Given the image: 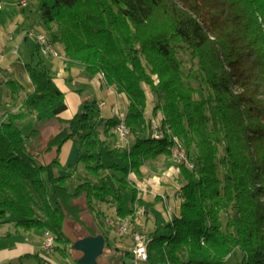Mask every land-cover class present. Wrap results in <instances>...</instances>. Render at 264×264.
Here are the masks:
<instances>
[{"label":"trees","instance_id":"obj_1","mask_svg":"<svg viewBox=\"0 0 264 264\" xmlns=\"http://www.w3.org/2000/svg\"><path fill=\"white\" fill-rule=\"evenodd\" d=\"M37 13L68 66H81L89 78L103 74L127 96L134 142L115 148L101 140L102 132L115 136L117 118L100 122L97 100L84 99L82 110L63 117L65 93L38 53L26 63L33 90L14 111L16 86L7 81L9 100L0 106V223L14 213L22 230H50L52 249L67 256L75 250L65 229L72 219L87 230L78 239L103 234L124 264L133 254L113 247L97 203L120 202L113 219L132 215L121 190H132L133 204L143 201L130 173L164 156L166 167L180 170L181 202L177 214L146 233L150 263L264 264V0H38ZM147 87L155 98L151 115ZM159 114L164 137L152 129ZM30 116L40 123L24 135L17 122ZM51 118L58 129L44 138ZM68 144L87 171L74 192L66 182L75 165L60 158ZM177 144L191 167L173 156ZM102 145L122 160L113 165L120 192L102 176L110 167ZM35 256L52 264L49 255Z\"/></svg>","mask_w":264,"mask_h":264},{"label":"crops","instance_id":"obj_2","mask_svg":"<svg viewBox=\"0 0 264 264\" xmlns=\"http://www.w3.org/2000/svg\"><path fill=\"white\" fill-rule=\"evenodd\" d=\"M2 4H3V7L0 10V79H1L0 85L6 84L7 81H13L15 83L16 98H15L14 105L11 107L15 111L16 109H18L23 96L27 92H31L34 88L33 83L30 79V76L26 70V63H29L33 59H36L39 55L38 53H40L36 35L39 33L40 34L43 33L45 35L47 34L43 26L41 27V31L38 30V32H36L34 36L31 33L32 29L22 27V29L19 30V32L21 33V35L19 34L20 36L19 42L18 43L14 42L13 39L15 38V34L14 33L10 34L12 33L10 30L12 29V23L11 21H9V16H7L6 12H4L5 4L9 6L13 4V1L9 0L5 2L4 0H2ZM16 23L19 24V22H16ZM18 27L19 25H16V28ZM30 37L35 38L34 39L35 43L32 42L29 45ZM9 40L13 41L12 44L14 46L9 45L10 44ZM53 45L55 44L53 43ZM55 47H59L62 50L61 46L55 45ZM43 59H44L46 66L50 68V70L54 73L56 84L65 93L66 100L68 103V110L62 115L65 118H70L75 113H77L81 109L82 101L84 100L82 98V95L84 93V88H81V87L78 88V87L72 86L70 83L74 82L75 79L76 80L78 79L80 81L82 77L83 80L81 81L87 86L88 85L96 86L99 84L102 85L103 83L105 84L104 79L100 75H97L93 78H89L85 75L84 69L81 66H78V65L68 66L67 63L64 61V59H61L58 57L57 58L51 57V56L45 57ZM68 73L70 75H68ZM67 75L70 78H67ZM95 80H97L98 82H95ZM107 88L109 89L108 92H109V96L111 97V103L109 104L106 100H97L98 104L101 101L106 102V105L100 108L101 110V116L99 119L100 122L105 121L109 118H118L119 114L118 112H115L113 108L119 109L120 113L125 114V115L128 109L127 96L123 93H118L113 86H107ZM9 94H10V89L7 88L6 95L3 97L4 102L5 101L8 102ZM151 109L152 107L151 108L148 107L147 113L149 115L152 114ZM34 117L37 118L38 116H34ZM55 123H57V121L54 118H51V119L45 120L44 124H55ZM101 131H103V129H101ZM100 138L101 140L106 141V143L114 144L115 148L122 147L121 146L122 144H124V147L125 146L130 147L132 143L134 142V137L132 135H130V137L128 138L127 143L119 141L116 134L112 138H107L102 132L100 134ZM70 146H73V145L68 144L61 153L60 158L63 164L68 163L67 155H68V152H69L68 150ZM160 160L166 161L164 156H160L155 160H149L145 162V164L141 167L140 175L133 172L135 174V177L137 176L139 177V179H141L145 175H152L150 173L152 172V167L154 166V162H159ZM68 164H71V163H68ZM166 165H167V161H166ZM173 167L174 166L172 165L168 169L171 170L173 169ZM166 178L168 179V181L166 182L164 180L160 182L154 181L156 182V184L154 185L152 184V186H156V188H159L161 190L157 192V194H154L152 193V191H149V192H145L144 195H141V196L139 192L140 187L138 186L141 183H139L138 181L136 184H134L137 187V191H138L137 197L138 199H142V201L148 200L149 198H155V197L160 200H163L164 196L171 197L173 199L172 202L174 201L176 203L174 211H175V214H177L179 212V205L181 202L179 194H178L179 185L178 184L174 185V183L177 182L175 181L176 179L168 178V177ZM177 178L179 179L180 177L177 176ZM170 179L171 180L173 179L174 182L171 181ZM150 180H153V179L150 178ZM137 204L139 205V202H135L134 207ZM7 217L4 221L0 223V264H39V259L36 258L35 255L39 254L41 257L43 255L51 256V254L55 251L54 249L50 250L49 253L45 251V247H44L45 240H46L45 230H39V229H32L28 231L22 230L18 228L16 225L18 220L12 222ZM138 223H141L140 219L139 220L137 219L136 226L138 225ZM113 247L119 250V244L117 243L113 244ZM121 252H124V251H121ZM129 258H130V263H131L132 257L130 256ZM49 259L52 264H58L51 257ZM118 263L121 264L122 260L119 259Z\"/></svg>","mask_w":264,"mask_h":264},{"label":"rangeland","instance_id":"obj_3","mask_svg":"<svg viewBox=\"0 0 264 264\" xmlns=\"http://www.w3.org/2000/svg\"><path fill=\"white\" fill-rule=\"evenodd\" d=\"M9 1V0H4ZM13 1V4L7 6L5 4V9L4 12H6L7 16H9V21L12 23V29L10 34H15V38L13 39L14 42L18 43L19 42V32L22 27L32 29L31 33L36 34L38 30L41 31L42 24L40 22L39 15L37 13V8H38V0H27V5L23 7L20 5V0H11ZM7 8V9H6ZM16 22H19L17 24ZM16 25H19L18 28H16ZM44 28V27H43ZM47 33V32H46ZM35 38L30 37L29 45L30 43H35ZM12 40H9V45L14 46ZM19 45V44H18ZM26 45V44H25ZM24 48V47H23ZM22 48V49H23ZM60 53H62L63 50H61L59 47H56ZM62 55L65 56L64 52ZM43 58L45 57H50V56H42ZM66 58V57H65ZM68 75H70L68 73ZM67 75V78H70ZM101 77H104L102 74H100ZM79 78V77H77ZM81 80L82 77H81ZM79 81L78 79L72 83H70L72 86L75 87H81L84 88V93L82 95L83 99H94V100H106L109 104L111 103V97L109 96V89L107 86L103 83L102 85H91L87 86L85 85L82 81ZM95 82H98L95 80ZM8 86L6 84L0 85V106H3L4 102L3 97L6 95ZM97 88V89H96ZM148 91V96H149V107H154L155 105V98L151 94L149 87H147ZM7 98V97H6ZM83 107L81 106L82 110ZM39 120L35 118L34 116H30L24 120L18 121L17 125L21 129L22 133L24 135H28L32 129L36 128L39 126ZM58 129V124H44L42 131L44 138L49 136L51 133L56 132ZM102 128L99 129L101 131ZM104 146V147H103ZM122 148H124V144L121 145ZM103 147V148H102ZM102 150L101 152L99 151V155L102 159V161L105 163L106 166H110L107 168H103L101 173L102 176L107 179L109 184L116 189V191H119V185L116 180V177H121V172L115 167H113L114 164L116 163H121L122 160L114 155L113 153L108 151V148L105 145H102ZM123 150V149H122ZM68 155H67V161L68 163H71L75 165V167H72L68 173H71V176L67 179L66 182V187L70 192H74L78 183L81 181V179H84L87 175L86 168L84 167V164H82L81 161L77 160V157L79 155V151L77 146H70L68 150ZM165 160H160L159 162H154V166L152 167V172L150 174L152 175H145L143 178L139 179V177H135V174L132 172L131 175H129L130 179L133 181L134 184H136L138 181L141 183L138 185L140 196L144 195L145 192L152 191V193L157 194V192L161 191L159 188H156V186H152V184H156V182H160L164 180L165 182L168 181V178H173L176 179V183L174 185H177L178 178L177 176H180V170L179 168L174 165L173 169L169 170V167H166V161ZM176 161H174L175 163ZM173 172V173H172ZM154 174V175H153ZM156 174V175H155ZM152 178L153 180H150ZM171 180L174 182V180ZM172 183V182H171ZM120 192V191H119ZM156 192V193H155ZM122 194L123 202L127 208H133L134 204L132 201L133 198V192L130 188H123L120 192ZM171 197H166L164 196L163 200L155 198H149L148 200H143V204L140 207H143L146 212L145 214L138 216V220L140 219L141 223H138V229L144 233H150L152 232L156 225L157 222L164 224L166 221L172 218V216L175 214V206L176 203L173 201L172 202ZM78 203L81 204L84 208L86 207V201L84 198L79 199ZM121 206V203L118 201H103V202H98L97 203V210L100 212H103L104 215H106L105 221L103 222V225L105 227V230L108 231V234L110 235L111 242L113 244H119V251H124V252H132L133 250V241L128 233L125 235H119L117 231L110 225V220L113 219V217H116L117 210ZM139 205L137 204L135 207H138ZM103 216V215H102ZM83 219L90 225H93L94 223V215H92L90 212L85 210L82 213ZM10 221H16L20 219V216L14 213H9L7 217ZM136 226V228H137ZM65 229L72 241H75L78 239V237L82 236L83 234H87V230L81 227L78 223H76L72 219H68L66 224H65ZM162 233L165 232V230L161 231ZM70 249V247H69ZM82 252L77 251V250H71L68 253L67 256L62 254L59 251H54L51 254V258L57 262L58 264H76L75 258L81 257ZM113 256H117L113 251L109 250L106 245L104 248L103 254L98 258V264H113V262H117L114 260ZM130 263V258L125 257L124 259V264H129Z\"/></svg>","mask_w":264,"mask_h":264},{"label":"built area","instance_id":"obj_4","mask_svg":"<svg viewBox=\"0 0 264 264\" xmlns=\"http://www.w3.org/2000/svg\"><path fill=\"white\" fill-rule=\"evenodd\" d=\"M20 5L25 7L27 5V0H21ZM3 4L2 0H0V10L2 9ZM37 42L39 46L40 53L43 56H51L55 57V52H58V49L56 47H47L46 41L42 39V37H38V34L36 35ZM106 105L105 101H101L98 106L99 108H102ZM119 109L116 108V112H118ZM158 118L152 119V127H157L158 132ZM114 133L117 135L119 141L125 143V136L131 135L130 131L126 130L125 124H118V118H117V126L114 128ZM173 156H176V158H184L182 153L179 152V148L175 146L172 149ZM188 161V159H187ZM189 162V161H188ZM146 210L143 207H135V212L125 218H117L113 219V227H116V231L119 235H125L128 233L133 241V250H132V261L130 264H151L150 262H146L145 257V242H147V234L140 231L138 228H136V221L138 219V216H141L145 214ZM46 240H45V251L47 253L52 250L54 246V235L50 230L45 231Z\"/></svg>","mask_w":264,"mask_h":264},{"label":"water","instance_id":"obj_5","mask_svg":"<svg viewBox=\"0 0 264 264\" xmlns=\"http://www.w3.org/2000/svg\"><path fill=\"white\" fill-rule=\"evenodd\" d=\"M106 239L103 234L89 235L74 242V249L82 252L78 264H98V258L103 254Z\"/></svg>","mask_w":264,"mask_h":264},{"label":"bare ground","instance_id":"obj_6","mask_svg":"<svg viewBox=\"0 0 264 264\" xmlns=\"http://www.w3.org/2000/svg\"><path fill=\"white\" fill-rule=\"evenodd\" d=\"M38 37H42V39H44L46 41V46L47 47H55V45H53V43L50 41V39L48 38L47 35L43 34V33H39L38 34ZM55 57L57 58H61V59H64V61H66V58L64 55H62L59 51L58 52H55ZM103 75V74H102ZM103 78V77H102ZM114 111L116 112V108H113ZM118 124H125L126 126V130L127 131H130L129 127L127 126L126 124V121H125V114H122L120 113V111H118ZM158 118V117H157ZM161 119H162V115L159 114V120H158V132H157V127H152L153 129V132H154V135L158 136V137H164L165 135V129L161 123ZM117 126V123L116 125ZM167 131L169 132V129H167ZM131 133V132H130ZM130 137V135H127L125 136V143L128 142V138ZM177 143H178V140L176 139ZM177 148H179V152L182 153L183 157L184 158H176V156H174L177 160L178 163H180L181 161H184V164L191 167L192 165L187 161V155L185 154V152L180 148V146L177 144ZM110 225L113 227V219H111L110 221ZM114 229L116 230V227H114ZM145 257H146V262H150V259H149V253H148V250H147V242H145Z\"/></svg>","mask_w":264,"mask_h":264}]
</instances>
